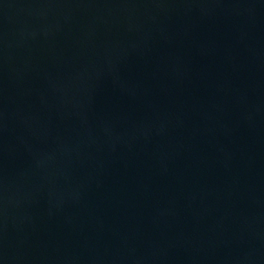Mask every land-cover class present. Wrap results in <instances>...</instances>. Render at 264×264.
<instances>
[{
	"label": "water",
	"instance_id": "obj_1",
	"mask_svg": "<svg viewBox=\"0 0 264 264\" xmlns=\"http://www.w3.org/2000/svg\"><path fill=\"white\" fill-rule=\"evenodd\" d=\"M264 153V0H0V264H130Z\"/></svg>",
	"mask_w": 264,
	"mask_h": 264
}]
</instances>
